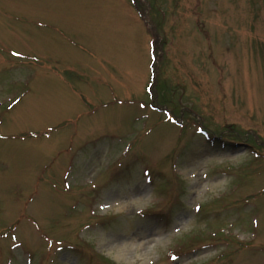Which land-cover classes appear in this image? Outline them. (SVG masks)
Segmentation results:
<instances>
[{
	"label": "rangeland",
	"instance_id": "374dc122",
	"mask_svg": "<svg viewBox=\"0 0 264 264\" xmlns=\"http://www.w3.org/2000/svg\"><path fill=\"white\" fill-rule=\"evenodd\" d=\"M131 1L0 0V264H264V0Z\"/></svg>",
	"mask_w": 264,
	"mask_h": 264
}]
</instances>
